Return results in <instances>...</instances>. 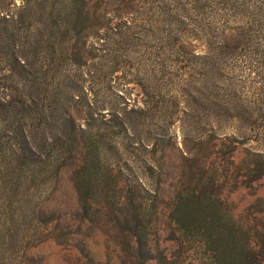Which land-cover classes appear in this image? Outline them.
<instances>
[{
	"label": "trees",
	"instance_id": "1",
	"mask_svg": "<svg viewBox=\"0 0 264 264\" xmlns=\"http://www.w3.org/2000/svg\"><path fill=\"white\" fill-rule=\"evenodd\" d=\"M107 6L0 0V264H43L49 241L71 264H264V197L243 221L229 200L264 181V153L239 155L261 122L221 62L240 44L105 65Z\"/></svg>",
	"mask_w": 264,
	"mask_h": 264
},
{
	"label": "rangeland",
	"instance_id": "2",
	"mask_svg": "<svg viewBox=\"0 0 264 264\" xmlns=\"http://www.w3.org/2000/svg\"><path fill=\"white\" fill-rule=\"evenodd\" d=\"M107 3L110 26L101 32L99 41L103 46L96 45L104 51L105 65L141 67L148 58V63L155 62L160 49H171L181 42L193 43L204 51L240 44L236 55L221 56L226 66V82H232L234 89L240 90L241 97L257 113L261 127L252 133L255 140L240 146L239 155L264 153V42L255 38L258 29L264 28V0H107ZM248 54L252 57L259 54L257 62L250 61ZM229 126L228 123L225 131H229ZM176 131L180 137L181 132ZM61 182L64 198L70 206L74 205L76 193L68 171ZM260 197H264V181L230 194L236 218L243 221L258 217L263 208ZM163 238H167L166 233ZM34 252L43 259V264H71L66 247L57 241L46 242ZM95 258L102 263L107 261L100 243L96 245Z\"/></svg>",
	"mask_w": 264,
	"mask_h": 264
}]
</instances>
